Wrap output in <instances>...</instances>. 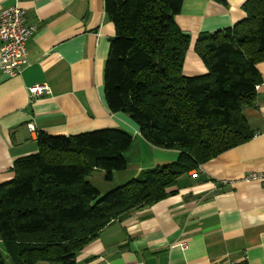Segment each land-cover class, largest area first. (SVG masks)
<instances>
[{"label": "trees", "instance_id": "1", "mask_svg": "<svg viewBox=\"0 0 264 264\" xmlns=\"http://www.w3.org/2000/svg\"><path fill=\"white\" fill-rule=\"evenodd\" d=\"M183 1L104 0L115 25L104 68L108 107L178 158L101 195L87 176L124 170L133 135L120 127L39 132L38 151L17 159L14 178L0 184V264H77L114 219L162 200L180 175L252 138L243 109L262 82L264 0L245 1L247 16L234 26L199 33L194 49L207 72L196 76L183 72L191 44L176 23Z\"/></svg>", "mask_w": 264, "mask_h": 264}, {"label": "crops", "instance_id": "2", "mask_svg": "<svg viewBox=\"0 0 264 264\" xmlns=\"http://www.w3.org/2000/svg\"><path fill=\"white\" fill-rule=\"evenodd\" d=\"M245 1H183L176 23L191 36L185 75L207 72L194 49L199 33L245 19ZM14 3L0 0V9ZM21 5L25 22L36 31L27 40L22 73L11 77L0 68V184L14 178L17 159L38 151L41 131L70 136L120 127L130 132L127 167L92 171L110 187L178 158L179 150L152 145L125 112L108 107L104 68L115 25L104 0H24ZM258 70L262 82L254 105L243 109L252 138L180 175L162 200L114 219L77 253V264H264V182L244 180L252 171H264V61ZM38 84L47 90L30 96L29 87ZM134 147L140 152L137 160L131 158ZM145 152L152 154L151 162L143 161Z\"/></svg>", "mask_w": 264, "mask_h": 264}, {"label": "built area", "instance_id": "3", "mask_svg": "<svg viewBox=\"0 0 264 264\" xmlns=\"http://www.w3.org/2000/svg\"><path fill=\"white\" fill-rule=\"evenodd\" d=\"M22 1L24 0H15L14 4L0 9V68L11 77L19 76L23 66L28 63L26 43L36 31L34 24L25 22V9L21 5ZM46 90L45 84L29 87L30 96L40 95ZM28 129L34 132V124L29 123ZM244 180L264 182V171H252L244 176ZM182 248L186 249L187 244L183 243Z\"/></svg>", "mask_w": 264, "mask_h": 264}, {"label": "rangeland", "instance_id": "4", "mask_svg": "<svg viewBox=\"0 0 264 264\" xmlns=\"http://www.w3.org/2000/svg\"><path fill=\"white\" fill-rule=\"evenodd\" d=\"M163 151H166L165 154L168 153L167 150H163ZM131 154H132V155H131V158H132V159L137 160V159L141 158V157H140L139 149H137V147H136V148L134 147V150L132 151ZM142 159H143V161H145V162H146V161H150V162H151L152 154H151V153H146V152H145V153L143 154ZM148 168H151V167H148ZM148 168H147V169H148ZM101 171H102V172H105L104 170H101ZM104 178H105V177H103L102 174H100V172H99V173H95V174H94V173H90V174L87 176V179L90 180L91 183H92L96 188L99 189L101 195H103V194L109 192L110 190H112L113 188H115V187H110V184H108V183L104 180Z\"/></svg>", "mask_w": 264, "mask_h": 264}]
</instances>
